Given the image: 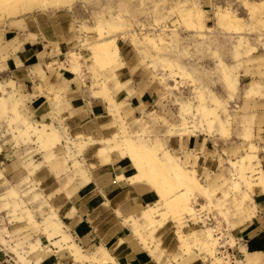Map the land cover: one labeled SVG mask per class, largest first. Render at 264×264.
Returning a JSON list of instances; mask_svg holds the SVG:
<instances>
[{
    "label": "rangeland",
    "instance_id": "1",
    "mask_svg": "<svg viewBox=\"0 0 264 264\" xmlns=\"http://www.w3.org/2000/svg\"><path fill=\"white\" fill-rule=\"evenodd\" d=\"M53 1L0 0V72L19 49L18 39L7 42L9 26L24 30L13 20L80 13L71 41L52 42L46 57L29 66L31 86L0 73V247L16 261L6 264H34L29 255L48 243L44 235L69 249L76 264H115L104 246L84 252L58 213L44 211L51 201L46 183L55 178L68 189L107 166L119 171L118 181L145 184L158 196L138 218L127 219L153 264H233L231 257L251 264L248 255L233 257L229 245L256 213L248 181L263 169L264 9L252 13L249 0ZM224 13L245 23L220 24ZM67 75L104 100V116L86 124L65 118L64 89L55 90L51 80ZM38 92L48 96V117L31 105ZM42 123L55 130L52 137L38 138ZM192 135L210 136L214 153L227 154L228 162L219 156L224 172H202L204 163L187 145ZM182 191L192 209L176 211L170 202ZM199 203L217 215L222 233L200 223ZM243 243L237 246L247 252Z\"/></svg>",
    "mask_w": 264,
    "mask_h": 264
},
{
    "label": "crops",
    "instance_id": "2",
    "mask_svg": "<svg viewBox=\"0 0 264 264\" xmlns=\"http://www.w3.org/2000/svg\"><path fill=\"white\" fill-rule=\"evenodd\" d=\"M79 16L78 11L69 9L66 12L38 13L33 17L26 16L13 20L12 22L23 23L24 30L9 26L7 34L12 32L13 35L7 42L18 39L14 42V46L19 45V49L11 53L5 68L0 73L10 76L9 78L15 81L17 86L22 83L24 88L31 86L35 78L31 75L29 66L37 64L46 57V52L52 46V42L67 45L72 37V23L78 21ZM21 20L24 22H20ZM73 80L72 75H67L57 81L51 80V83L56 85L55 90L64 89L62 93L68 105L64 112L65 118L72 122L78 120L86 124L90 120L104 116L106 111L104 100L93 96L91 91L84 86L79 87ZM45 90L49 92L48 89ZM32 93L30 92L31 95ZM47 98L46 93L38 92L30 102L39 114L48 117L51 113V104ZM187 145L199 155V161L204 163L203 173L205 169H212V167L219 168L220 172L225 171V168L220 167L219 156L221 155L226 162L229 161V157L224 151L218 156L214 153L215 147L211 144L210 136L197 139L195 135H192L187 139ZM205 147L206 150L203 151ZM115 167L120 168L117 163ZM227 167L232 168L230 165ZM261 167L264 172V160ZM118 172L107 166L105 170L90 174L89 182L73 185L68 189H61L59 185H56L53 176H47L46 180L54 178L51 183L48 182L45 185V194L51 195L49 198L51 207L45 206L46 209L43 210L47 214L53 208L63 222L64 229L89 255L94 253L99 246H104L113 256L115 264H153L156 260L133 235L131 221L127 219L138 218L142 209L148 204H153L158 196L145 184L132 183L127 179L122 180L123 182L118 181ZM80 182L78 180V183ZM253 197L256 213L241 229V233L236 237L238 240L236 244L243 239V247L247 252L241 250V256L248 255L251 264H258L257 260L262 261L264 258V191L256 189ZM201 204L199 203V207L196 206L199 211H210L209 207L201 208ZM43 205L41 203L40 206ZM44 240L48 243L42 242V247L29 255L34 264H76L69 249H60L51 244L46 235H44ZM238 248L241 247L238 246ZM1 249L0 247V264L11 262L3 255L4 253H1ZM10 258L15 260L13 256Z\"/></svg>",
    "mask_w": 264,
    "mask_h": 264
},
{
    "label": "bare ground",
    "instance_id": "3",
    "mask_svg": "<svg viewBox=\"0 0 264 264\" xmlns=\"http://www.w3.org/2000/svg\"><path fill=\"white\" fill-rule=\"evenodd\" d=\"M71 0H54L53 2H51V6H62L68 2H70ZM250 8H251V11H253L252 13L255 12V14L258 13H262V9H264V0H261V1H256V2H249L247 1L246 2ZM222 11V10H220ZM264 11V10H263ZM230 14V13H228ZM219 17V16H218ZM232 17V18H231ZM230 15H227V14H223V16H220L219 17V21L220 19L222 20V23L220 24H223L224 22H228L230 26V28L235 25V26H239V27H242L243 23L244 22V19L241 18L240 16H231ZM221 22V21H220ZM243 22V23H242ZM228 26V28H229ZM234 26V28H235ZM238 27V28H239ZM233 28V29H234ZM237 30V28H236ZM105 41V40H104ZM107 42H104L102 44H106ZM103 49V48H102ZM106 50V49H105ZM100 51V50H99ZM222 121V120H221ZM35 128V127H34ZM35 133L39 136L38 138H45L48 136L52 137L53 133H55V130L54 129H49L48 128V125L46 123H42L41 126L35 128ZM52 139V138H51ZM42 140V139H41ZM58 140V139H57ZM46 142V141H45ZM50 142V141H49ZM47 146V145H46ZM141 148V147H140ZM143 148V147H142ZM146 148V147H145ZM147 149V148H146ZM150 150V149H149ZM167 152V151H166ZM169 154V153H168ZM247 154V153H246ZM249 154V153H248ZM243 159H245V156L242 157ZM161 159V158H160ZM241 159V158H240ZM243 164V163H242ZM244 166V165H243ZM174 169V168H173ZM243 170V168H242ZM244 173V172H243ZM248 185L254 190L256 189H260V191H264V172L262 169L259 170V175L257 176V180L256 181H248ZM202 186V185H201ZM173 192V191H172ZM166 194V193H165ZM8 197V196H7ZM188 200V196H187V192L186 191H182L181 194L175 196L172 201L170 202V206L175 209L176 211L180 210L182 207L183 208H191L188 203H187ZM192 209V208H191ZM190 210V209H189ZM191 213V211H190ZM213 229L214 231L216 230V228H211ZM103 248V247H102ZM80 250V249H79Z\"/></svg>",
    "mask_w": 264,
    "mask_h": 264
},
{
    "label": "built area",
    "instance_id": "4",
    "mask_svg": "<svg viewBox=\"0 0 264 264\" xmlns=\"http://www.w3.org/2000/svg\"><path fill=\"white\" fill-rule=\"evenodd\" d=\"M199 215H200V223H202L203 224V226H206V224H213L214 225V227H212V228H216V224H217V218H216V216L217 215H214L213 214V212H210V211H201V212H199ZM221 230L219 229V230H216V231H214V234L215 235H218L219 234V232H220ZM223 231H221V233H222ZM220 239L219 240H223L222 238H221V236H218ZM235 245H237V244H235ZM219 246L220 247H223V246H225L224 244H219ZM229 249L231 250V253L233 254V257H235L236 258V256L238 257H240L241 256V250L238 248V246H231V245H229ZM226 257H228L227 255H226ZM9 258H10V256H9ZM230 260H231V263H233V264H235L236 263V259L234 260L232 257L231 258H229ZM10 260L12 261V262H15L16 263V261L15 260H13L12 258H10ZM15 263H12V264H15Z\"/></svg>",
    "mask_w": 264,
    "mask_h": 264
}]
</instances>
